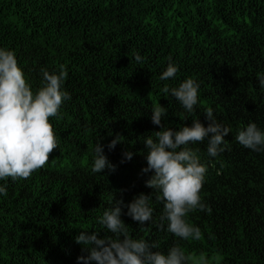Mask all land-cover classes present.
<instances>
[{
  "label": "trees",
  "instance_id": "16d2710c",
  "mask_svg": "<svg viewBox=\"0 0 264 264\" xmlns=\"http://www.w3.org/2000/svg\"><path fill=\"white\" fill-rule=\"evenodd\" d=\"M0 47L15 51L33 90L44 83L41 69L63 66L71 96L50 118L59 148L48 164L29 179L0 181L7 188L0 195V264H83L77 257L87 253L75 241L81 230L105 234L99 217L115 196L127 203L153 191L145 186L152 173L142 172L143 141L159 130L150 119L159 102L168 107L165 127L178 130L194 118L207 126L211 108L231 131L215 157L207 140L189 145L208 169L200 196L211 212L187 217L202 239L179 240L166 221L159 227L163 203L155 191L152 222L122 215L130 233L165 253L179 245L219 257L215 264H264V151L236 140L249 123L264 130V0H0ZM169 57L178 72L161 81ZM189 77L200 86L193 113L161 91ZM116 134L122 143L109 149ZM97 140L114 172H92Z\"/></svg>",
  "mask_w": 264,
  "mask_h": 264
},
{
  "label": "clouds",
  "instance_id": "9594fccd",
  "mask_svg": "<svg viewBox=\"0 0 264 264\" xmlns=\"http://www.w3.org/2000/svg\"><path fill=\"white\" fill-rule=\"evenodd\" d=\"M134 58L138 64L143 63L139 54ZM168 60L159 77L161 81L175 78L178 72L171 57ZM41 72L44 83L33 90L19 66L15 51L0 47V181L29 179L48 164L50 153L59 148L50 118H58L64 102L71 99L64 89L68 73L63 66L59 71L41 69ZM258 81L264 87V75L258 76ZM199 88V84L189 77L176 87L169 88L165 84L161 91L165 97L170 93L187 113H193L199 102ZM204 114L207 126L199 118H194L190 126L184 124L176 130L164 125L168 107L155 103L150 119L159 130L154 131L155 138L146 135L143 141L147 166L142 172L152 173L145 180V186L155 191L156 199L163 203L159 227L163 228L166 221V230L183 241H200L203 236L198 226L188 222V214L197 209L211 212L200 196L208 169L201 162L198 151L189 145L207 140V153L215 157L225 151L222 145L231 131L216 120L211 108ZM120 136L116 134L110 141L109 149L122 143ZM236 140L252 151H264V130L255 123L240 130ZM94 153L93 173H103L106 168L115 171L116 165L108 160L98 140ZM133 155L127 150L123 153L126 160H131ZM152 192H140L127 203L122 197L115 196L111 207L99 217L98 222L106 230L105 234L81 230L75 237L76 243L83 245L82 251L87 253L77 260L83 264H215L219 257L210 260L205 253L189 254L179 245L172 246L165 253L155 242L133 237L122 215H127L138 225L152 222ZM0 195L7 196L5 185L0 184Z\"/></svg>",
  "mask_w": 264,
  "mask_h": 264
}]
</instances>
